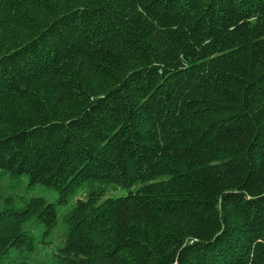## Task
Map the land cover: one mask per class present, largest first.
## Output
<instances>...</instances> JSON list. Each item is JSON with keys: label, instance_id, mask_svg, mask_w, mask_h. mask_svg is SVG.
I'll list each match as a JSON object with an SVG mask.
<instances>
[{"label": "trees", "instance_id": "16d2710c", "mask_svg": "<svg viewBox=\"0 0 264 264\" xmlns=\"http://www.w3.org/2000/svg\"><path fill=\"white\" fill-rule=\"evenodd\" d=\"M22 177L58 198L0 211V264L82 187L41 264H264V0H0V181Z\"/></svg>", "mask_w": 264, "mask_h": 264}, {"label": "rangeland", "instance_id": "374dc122", "mask_svg": "<svg viewBox=\"0 0 264 264\" xmlns=\"http://www.w3.org/2000/svg\"><path fill=\"white\" fill-rule=\"evenodd\" d=\"M26 177H22L16 180L4 179L0 181V211L4 208L9 209H21L24 201H29L31 198H41L47 203L56 202L58 194L53 191L45 190L40 185H35L33 187H27ZM87 193V189L82 187L74 196L70 198L67 205L57 206L56 215L57 223L55 227L50 231L48 237H44V231L41 226L35 224L34 222H28L24 225V230L33 237L35 241V250L33 254L29 257L27 264H41L49 263L53 260L56 248L62 246L64 235L68 230L62 218L67 215L74 207L78 199H84ZM126 194L125 190H118L108 192L107 196L112 198L123 197ZM45 239V243L41 240ZM16 264V263H12Z\"/></svg>", "mask_w": 264, "mask_h": 264}]
</instances>
